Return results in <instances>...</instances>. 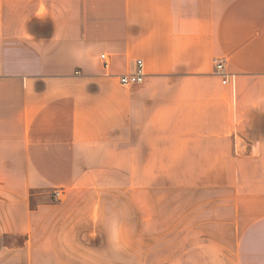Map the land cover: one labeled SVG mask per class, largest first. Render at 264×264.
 <instances>
[{
	"label": "crops",
	"instance_id": "0c3cea01",
	"mask_svg": "<svg viewBox=\"0 0 264 264\" xmlns=\"http://www.w3.org/2000/svg\"><path fill=\"white\" fill-rule=\"evenodd\" d=\"M0 264H264V0H0Z\"/></svg>",
	"mask_w": 264,
	"mask_h": 264
},
{
	"label": "rangeland",
	"instance_id": "374dc122",
	"mask_svg": "<svg viewBox=\"0 0 264 264\" xmlns=\"http://www.w3.org/2000/svg\"><path fill=\"white\" fill-rule=\"evenodd\" d=\"M115 188H114V203L116 208V213H118V223L121 224H134L136 222H140V212H139V200H138V177H137V169H131V179H132V185H131V195L137 196L136 199H132L130 202L126 196L123 194V187H122V178L120 175H117V172H115ZM136 182V183H135ZM160 186L167 187L170 185V183L165 184H159ZM169 190V189H167ZM166 190V191H167ZM58 192V191H57ZM55 196H58V194H54ZM110 195V193H109ZM111 198V195H110Z\"/></svg>",
	"mask_w": 264,
	"mask_h": 264
},
{
	"label": "built area",
	"instance_id": "2783aa9c",
	"mask_svg": "<svg viewBox=\"0 0 264 264\" xmlns=\"http://www.w3.org/2000/svg\"><path fill=\"white\" fill-rule=\"evenodd\" d=\"M100 57L103 61V65L107 67L109 65V58L104 54L100 53ZM223 66V60L222 59H217L215 62V68L220 69ZM144 76L143 73V62L141 59H136L135 61V67L133 71H130L129 73L123 74L119 76V81L127 85L132 82H140L142 81ZM226 81V76L223 79V82ZM54 194H58L57 191H54Z\"/></svg>",
	"mask_w": 264,
	"mask_h": 264
}]
</instances>
